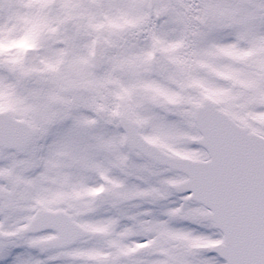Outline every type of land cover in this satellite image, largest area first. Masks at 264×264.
<instances>
[{
  "label": "snow or ice",
  "instance_id": "snow-or-ice-1",
  "mask_svg": "<svg viewBox=\"0 0 264 264\" xmlns=\"http://www.w3.org/2000/svg\"><path fill=\"white\" fill-rule=\"evenodd\" d=\"M0 264H264V0H0Z\"/></svg>",
  "mask_w": 264,
  "mask_h": 264
}]
</instances>
